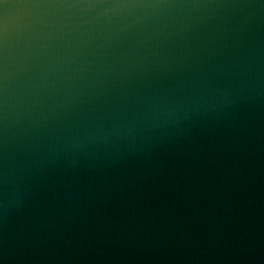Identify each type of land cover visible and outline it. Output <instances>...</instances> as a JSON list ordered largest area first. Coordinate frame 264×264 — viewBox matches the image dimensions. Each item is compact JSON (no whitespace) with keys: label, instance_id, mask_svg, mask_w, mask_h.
I'll list each match as a JSON object with an SVG mask.
<instances>
[{"label":"clouds","instance_id":"clouds-1","mask_svg":"<svg viewBox=\"0 0 264 264\" xmlns=\"http://www.w3.org/2000/svg\"><path fill=\"white\" fill-rule=\"evenodd\" d=\"M261 119L264 0H0V264H128L45 251L80 178L194 130L238 162Z\"/></svg>","mask_w":264,"mask_h":264},{"label":"water","instance_id":"water-1","mask_svg":"<svg viewBox=\"0 0 264 264\" xmlns=\"http://www.w3.org/2000/svg\"><path fill=\"white\" fill-rule=\"evenodd\" d=\"M251 156L229 162L222 131L82 177L92 191L52 255L128 264H264V119ZM63 224L61 228H63Z\"/></svg>","mask_w":264,"mask_h":264}]
</instances>
